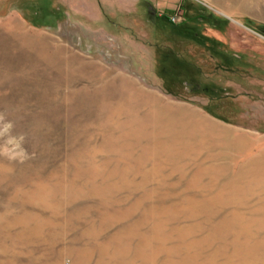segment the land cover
I'll list each match as a JSON object with an SVG mask.
<instances>
[{
	"label": "rangeland",
	"instance_id": "obj_1",
	"mask_svg": "<svg viewBox=\"0 0 264 264\" xmlns=\"http://www.w3.org/2000/svg\"><path fill=\"white\" fill-rule=\"evenodd\" d=\"M54 1L0 0V264H264V0Z\"/></svg>",
	"mask_w": 264,
	"mask_h": 264
},
{
	"label": "bare ground",
	"instance_id": "obj_2",
	"mask_svg": "<svg viewBox=\"0 0 264 264\" xmlns=\"http://www.w3.org/2000/svg\"><path fill=\"white\" fill-rule=\"evenodd\" d=\"M156 110L157 109L155 105H152L147 110L149 112L147 116H145L144 113L142 115V118L135 117L134 129L136 130L137 125L140 123V128L146 130L144 135L147 138V140L148 141L151 140V142L156 143L157 146L161 144L163 147H168L167 144H164L162 141H159L162 137H166L168 145L173 146L174 144H179V143H181V145H192L193 139L196 138V136L200 137V133L203 134L204 136V137L202 136L203 137L202 140L204 139L209 140L208 137L211 138L215 136V133L212 130L213 127L216 125L211 122L206 121L203 124L200 121L187 119L186 117L180 115L176 117L168 118L172 114L171 110L163 109V110H158L157 112ZM162 115H165L166 117L161 118ZM157 129H158V133H155L154 131ZM148 132H152V133L148 134ZM213 140L215 141V143H220V141L215 140V138ZM198 146H200L201 148L202 144L198 143Z\"/></svg>",
	"mask_w": 264,
	"mask_h": 264
},
{
	"label": "crops",
	"instance_id": "obj_3",
	"mask_svg": "<svg viewBox=\"0 0 264 264\" xmlns=\"http://www.w3.org/2000/svg\"><path fill=\"white\" fill-rule=\"evenodd\" d=\"M138 1L139 0H78L77 8L82 10L98 11L100 16V11L102 9H115L117 5H119V9H133V7L137 5ZM52 4V7H55V9L70 8L71 0H56L52 2Z\"/></svg>",
	"mask_w": 264,
	"mask_h": 264
},
{
	"label": "built area",
	"instance_id": "obj_4",
	"mask_svg": "<svg viewBox=\"0 0 264 264\" xmlns=\"http://www.w3.org/2000/svg\"><path fill=\"white\" fill-rule=\"evenodd\" d=\"M179 19H180V17H178L177 15H174V16H172V17L170 18V20H171L173 23L177 22V20H179Z\"/></svg>",
	"mask_w": 264,
	"mask_h": 264
}]
</instances>
